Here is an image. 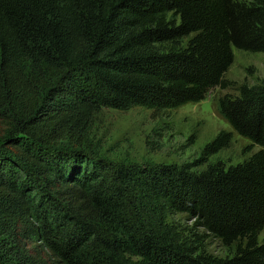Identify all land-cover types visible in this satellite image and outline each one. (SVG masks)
Masks as SVG:
<instances>
[{
	"label": "trees",
	"instance_id": "16d2710c",
	"mask_svg": "<svg viewBox=\"0 0 264 264\" xmlns=\"http://www.w3.org/2000/svg\"><path fill=\"white\" fill-rule=\"evenodd\" d=\"M233 48L264 53V0H0V264H264V84L216 103L200 161L258 147L227 168L111 167L92 139L103 108L226 87ZM171 214L235 252L179 244Z\"/></svg>",
	"mask_w": 264,
	"mask_h": 264
},
{
	"label": "rangeland",
	"instance_id": "374dc122",
	"mask_svg": "<svg viewBox=\"0 0 264 264\" xmlns=\"http://www.w3.org/2000/svg\"><path fill=\"white\" fill-rule=\"evenodd\" d=\"M165 47L174 49L177 46L169 44ZM233 53V63L224 75L226 87L212 88L197 103L163 111H153L142 106L103 108L96 116L92 130V139L100 156L111 167L170 165L200 172L214 163L227 168L255 152L257 146L250 145L247 148V140L234 134L228 147L210 156L205 162L200 161L204 146L220 130H230L216 114L219 98L236 97L244 84H264V53L235 48ZM166 222L179 244L189 246L193 234H197L204 239L203 249L215 257L230 256L236 250L237 243L224 245L217 238L206 234L202 228L195 227L194 219L187 215L171 214ZM262 237L264 229L259 234V238Z\"/></svg>",
	"mask_w": 264,
	"mask_h": 264
}]
</instances>
